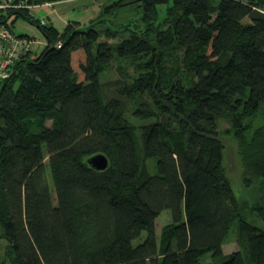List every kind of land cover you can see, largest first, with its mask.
Segmentation results:
<instances>
[{
    "label": "trees",
    "instance_id": "1",
    "mask_svg": "<svg viewBox=\"0 0 264 264\" xmlns=\"http://www.w3.org/2000/svg\"><path fill=\"white\" fill-rule=\"evenodd\" d=\"M65 1L13 0L6 14L40 24L29 7ZM101 1L100 21L59 31L44 19L43 51L0 85L10 263L264 264V0ZM133 5L128 23L104 18ZM114 63L119 78L104 83ZM221 121L244 185L260 183L261 225L226 176ZM97 154L106 170L88 164ZM236 227L240 250L225 255Z\"/></svg>",
    "mask_w": 264,
    "mask_h": 264
},
{
    "label": "rangeland",
    "instance_id": "2",
    "mask_svg": "<svg viewBox=\"0 0 264 264\" xmlns=\"http://www.w3.org/2000/svg\"><path fill=\"white\" fill-rule=\"evenodd\" d=\"M71 1L74 0H70L68 2ZM99 1L100 0H80L78 2L70 4L67 9L63 8L58 13L51 12L50 17L53 21L54 26L59 31L64 30L68 23L67 21L76 20L82 23H88L91 19L100 21L102 19V16L100 14V7L98 4ZM51 6L53 5H50L48 7ZM136 11L138 10L135 8V5H133L127 9L116 11L117 13L107 14L104 18L108 20L109 23L111 20L118 24L128 23L130 18L133 17ZM33 13L35 14L37 19H42L43 17L48 15V12L44 9L33 10ZM12 30L15 32L16 35L27 36L31 39V49L34 56L40 54L43 51L46 45V39L40 29V24L33 23L19 16L12 23ZM119 67L120 65L118 63H114L112 67L108 70V72H106V74L102 77V81H104V83L115 82L119 78ZM228 128V123L225 121H221L220 130L222 133L221 139L224 144V168L226 176L235 193L237 203L239 204L241 209L243 208L242 214L246 216V219L248 221L261 225L262 219L254 209L258 204L257 202L260 201V183L258 182L257 184L252 185L251 187H246L244 185L243 169L241 158L238 153L237 141L232 136L224 133V131ZM144 165L148 172H150L151 174L156 173V159L147 158L144 160ZM169 222H171L170 212H162L156 220V231L158 237H160L161 235L162 228ZM238 233L239 232L237 227L234 228L228 240L224 243L223 253L225 255L240 250V246L238 243ZM145 237L146 233L143 232L141 239L137 240L136 244L140 243ZM6 246V241L4 239H0V260L5 261L6 264H11L6 255ZM212 260H214V258L211 253L206 254L201 258V262L203 264H208Z\"/></svg>",
    "mask_w": 264,
    "mask_h": 264
},
{
    "label": "built area",
    "instance_id": "3",
    "mask_svg": "<svg viewBox=\"0 0 264 264\" xmlns=\"http://www.w3.org/2000/svg\"><path fill=\"white\" fill-rule=\"evenodd\" d=\"M70 0H66L68 2ZM53 5L45 3L29 7L33 10ZM13 0H0V85L7 81L14 73L16 64L23 59L31 49L32 41L23 36L16 35L12 30L14 16H7L8 9H19ZM35 15V14H34ZM41 25H45V20H40Z\"/></svg>",
    "mask_w": 264,
    "mask_h": 264
},
{
    "label": "crops",
    "instance_id": "4",
    "mask_svg": "<svg viewBox=\"0 0 264 264\" xmlns=\"http://www.w3.org/2000/svg\"><path fill=\"white\" fill-rule=\"evenodd\" d=\"M78 1H80V0H74V1H71V2H62V3H55V4H53V6H51V7H42L41 9H44L45 11H47L48 12V15L47 16H45V17H43L42 19H45L46 20V22L48 23V24H52L53 26H54V24H53V21H52V19H51V17H50V14H51V12H56V13H58V12H60L63 8H65V9H67L68 7H69V5L70 4H73V3H75V2H78ZM101 2V0L98 2V4H99V7H101V4H102V2ZM58 7H60V8H58ZM55 8H58V9H55ZM41 9H39V10H41ZM91 20H93V19H91ZM91 20H89V22L91 21ZM68 23H69V21H67ZM67 23V24H68Z\"/></svg>",
    "mask_w": 264,
    "mask_h": 264
},
{
    "label": "water",
    "instance_id": "5",
    "mask_svg": "<svg viewBox=\"0 0 264 264\" xmlns=\"http://www.w3.org/2000/svg\"><path fill=\"white\" fill-rule=\"evenodd\" d=\"M88 164L98 171H103L108 168L109 160L104 154H97L88 159Z\"/></svg>",
    "mask_w": 264,
    "mask_h": 264
}]
</instances>
